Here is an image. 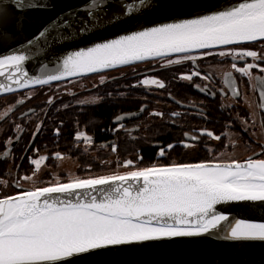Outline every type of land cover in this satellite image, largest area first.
<instances>
[{
    "label": "snow or ice",
    "instance_id": "6c2138e0",
    "mask_svg": "<svg viewBox=\"0 0 264 264\" xmlns=\"http://www.w3.org/2000/svg\"><path fill=\"white\" fill-rule=\"evenodd\" d=\"M113 2L116 0H108L109 4ZM139 5L150 9L146 16L156 14L164 18L185 6L176 0H155V3L139 0ZM57 7V0H10V6L0 0V48H11L19 35L31 28L34 35L27 40V45L42 42L45 47L40 52H46L51 40H57L62 30L72 29L73 20L79 16L76 10L56 12ZM198 7L204 11L186 13L193 18L159 23L67 55L56 72L31 80L24 79L26 72L17 76L21 64L29 57L17 54L18 50L12 48V54L0 56V76L7 75L11 82L0 84V93L13 91V84L19 88L32 83L46 84L83 71L129 64L149 56L183 54L178 60L168 61L181 63L196 59L191 55L193 50L264 42V0H248L224 10L210 2ZM24 10H40L41 15L26 20L17 15V11ZM102 10L106 11L107 5ZM132 10L129 6L128 12ZM203 55L211 53L205 51ZM218 55L264 61V49L258 52L232 48ZM258 66L248 63L246 68H237L236 63L232 64L233 69L248 77L249 70ZM194 76L200 77L201 73L195 71L181 79L191 81ZM224 82L239 96L231 74L226 75ZM151 83L164 87L162 81ZM261 86L264 88V80ZM260 96L264 99V90ZM56 134L59 135V129ZM204 134L217 141L221 139L211 131L205 130ZM81 136L88 141L92 139L76 133L77 139ZM185 146L195 147L194 144ZM172 147L168 145L169 149ZM159 155H164L163 149ZM56 156L59 158L60 153ZM31 163L38 167L40 160ZM126 165L132 166L133 161H126ZM109 184L116 186L101 199L92 195L98 186ZM135 184L140 187L136 188ZM83 190L89 191L81 197L78 192ZM55 193L75 196V202L53 199ZM228 201L264 202V159L153 165L124 174L76 178L68 183L35 188L0 199V264H110L103 258L123 246L199 237L218 228L225 230L222 222H229V216L218 213L215 206ZM227 230L228 234L223 237L227 240L264 242V221L238 219L234 226L229 223ZM233 255L230 264H255L248 244L241 243Z\"/></svg>",
    "mask_w": 264,
    "mask_h": 264
},
{
    "label": "flooded vegetation",
    "instance_id": "af4514ba",
    "mask_svg": "<svg viewBox=\"0 0 264 264\" xmlns=\"http://www.w3.org/2000/svg\"><path fill=\"white\" fill-rule=\"evenodd\" d=\"M232 48L259 52L264 49V42L192 51L191 55L196 59L181 63L169 64L168 61L178 60L183 54L137 62L68 80L79 83L73 90L65 86L61 90L54 89L55 85L67 82L64 81L1 96L0 156L18 136L19 139L9 154L0 158V199L20 193L23 187L52 186L48 179L52 176L48 171L40 182L34 184L32 181L38 169L31 162L42 160L41 157H46L42 165L47 167H54L63 159L70 160L76 173H81L79 179L94 177L89 171L95 169L122 172L144 168L136 167V163L126 165V161L132 158L130 154L123 155L127 150L123 143L125 140L140 142L137 154H141L143 146L147 145L158 155L161 149L164 154L173 152V156L177 154L173 163H231L233 160L245 162L249 158L264 159V99L260 96L264 90L261 86L264 61L218 55L220 51H231ZM205 51L211 55H203ZM233 63L237 68H246L248 63L259 66L249 70L251 76L248 77L233 69ZM195 71H199L201 76H194L191 81L181 79ZM227 74H231L239 96L234 95L224 82ZM93 76L97 78L96 83L82 82ZM147 79L162 81L164 87L151 82L145 84ZM54 107L62 112L73 107L77 115L85 113L86 108L110 110V124L100 133L103 139L99 138L98 132L82 129L77 116L73 148L90 156L87 161L63 152L61 145L64 141L56 130L65 121L62 116L52 118ZM139 112H142L139 117L114 122L121 115ZM49 122L52 134L47 133ZM205 130L221 136V139L217 141L208 137ZM78 132L91 137V141L84 136L77 139ZM46 133L48 135L43 136ZM169 144L174 147L169 149ZM191 144L195 147L185 146ZM56 153H60L59 158ZM166 165L170 164L155 166Z\"/></svg>",
    "mask_w": 264,
    "mask_h": 264
},
{
    "label": "water",
    "instance_id": "95a60500",
    "mask_svg": "<svg viewBox=\"0 0 264 264\" xmlns=\"http://www.w3.org/2000/svg\"><path fill=\"white\" fill-rule=\"evenodd\" d=\"M5 2L10 6V0H5ZM149 2L155 3V0H149ZM209 2L216 5L220 10H224L228 7H234L240 3L248 2V0H176V3L185 6L177 8L175 14H171L169 18H164V16L156 14L146 16L145 13L149 12L150 9L141 7L139 0H116V2L111 4L108 3V0H57L58 7L55 9L56 12L70 10H76L78 12V19L73 20L74 27L72 29L62 30V34L57 40H51L50 37L51 43L48 46V50L41 53L40 50L45 47L42 42H37V44L31 46L27 45V40L32 39L34 35L33 30L28 28L19 35V39L12 44L11 48H0V56L12 54V48H15L18 50L17 54L23 53L29 57L28 60L21 64V71L17 72V76H20L21 72H26L27 76L24 79L31 80L36 77H44L49 73L56 72L67 55L95 47L96 44L119 39L121 36L130 35L134 31H142L145 28L157 26L159 23L178 22L181 19L193 18L186 13L192 10L202 12L204 9L198 7V5ZM105 5H107L106 11L102 10ZM129 6L133 9L131 13L128 12ZM138 7L140 10L136 11L135 9ZM87 12H90L91 15H86ZM17 15L25 17L26 20H32L41 15V12L40 10H24L17 11ZM81 28L83 30H80ZM174 54L177 53H169L167 56ZM161 57L166 56H149L144 60L132 61L129 64L98 67L95 71H83L79 74L67 76L61 80L46 84L32 83L24 88H19L13 84L14 90L0 93V97L26 89L90 76L103 71ZM5 71L7 73V69ZM7 83H11L7 80V75L0 76V84ZM141 114L142 112L121 115L114 122L119 123L123 120L136 118L141 116ZM18 139L19 136L0 158H5L9 154ZM115 186V184L98 186L97 190L92 192V195H96L98 199H101L105 193L111 192ZM135 187L139 188L140 185L135 184ZM21 190L20 193L13 196L34 189L23 187ZM88 191H80L78 195L83 197ZM52 198L58 200L72 199L75 202V196H69L63 193L52 194ZM215 208L218 213L229 216V222H222L225 230L218 228L199 237L175 238L172 240L150 241L143 244L127 245L121 249L113 250L103 259L109 261L110 264H230L234 259L233 254L238 250V246L241 243H245L250 245L251 258L255 264H264V242H239L223 238L228 234L227 229L229 223L234 226L235 221L238 219H248L258 222L264 221V202L228 201L217 204Z\"/></svg>",
    "mask_w": 264,
    "mask_h": 264
},
{
    "label": "trees",
    "instance_id": "16d2710c",
    "mask_svg": "<svg viewBox=\"0 0 264 264\" xmlns=\"http://www.w3.org/2000/svg\"><path fill=\"white\" fill-rule=\"evenodd\" d=\"M56 109V107H54ZM109 109H106L104 107H97V108H86L85 113H82L81 115H77L75 108H67L65 109L64 112L61 110H55L54 112V117H60L62 116L64 119V123L62 127L59 129V137L62 138L64 141L63 145H61V148L63 152L76 155L80 157L83 162L88 160V156L86 153L82 151H76L73 148V141H74V134H75V128L77 121L76 119L78 118L77 116L80 117V125L82 129H84L86 132H91V133H97L99 134V138H102V133L101 129L108 126L110 124V118H109ZM51 122L48 123L47 125V133L52 134L53 133V128L50 127ZM43 134V136H47ZM103 139V138H102ZM105 139V138H104ZM124 146L127 148L126 154H130L133 163H136V167H150L156 164L162 165V164H173V159L177 156H173V152L170 154H164L163 156H159L158 154H155L154 150L150 149V147L143 146L142 148V155L136 153L137 146L140 145V142H135V141H123ZM76 151V152H75ZM122 157V156H121ZM129 171V170H126ZM91 173V176L97 177V176H104V175H115L119 172L117 171H101L99 169H95L94 171H89ZM123 172V171H122ZM121 173V172H120Z\"/></svg>",
    "mask_w": 264,
    "mask_h": 264
},
{
    "label": "rangeland",
    "instance_id": "374dc122",
    "mask_svg": "<svg viewBox=\"0 0 264 264\" xmlns=\"http://www.w3.org/2000/svg\"><path fill=\"white\" fill-rule=\"evenodd\" d=\"M96 76V75H95ZM149 82H151L152 80H155V79H147ZM97 81V78L96 77H91L89 79H84L82 82H85V83H96ZM79 83H76V82H71V81H67V82H64L62 84H58V85H55L54 86V89L56 90H61L64 86L73 90L75 86H77ZM69 92V90L67 91ZM45 159L43 160H40V164H39V168L36 167V169H38V171L36 172V174L34 175L33 177V183H37V182H40L41 179H44V177L47 175H44L45 173H47V171L49 172V175L52 176L51 178H48L49 180H51L52 182L49 183L50 185H54V184H57V183H62V182H69L73 179H76L78 176H80L79 174L81 173H76V169L74 168V164L72 162H70V160H67V159H63V160H60L59 162H56V165L54 167H47V166H44L42 165L44 163ZM42 165V166H40ZM129 171H133V170H129ZM129 171H123V172H119L117 174H123V173H126V172H129ZM64 179L63 181H56V179ZM79 178V177H78ZM81 178V176H80ZM48 184V185H49Z\"/></svg>",
    "mask_w": 264,
    "mask_h": 264
}]
</instances>
